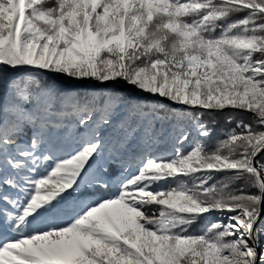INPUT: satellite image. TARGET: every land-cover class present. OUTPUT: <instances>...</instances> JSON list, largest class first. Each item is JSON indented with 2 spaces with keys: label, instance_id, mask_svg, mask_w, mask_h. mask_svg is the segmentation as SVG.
I'll use <instances>...</instances> for the list:
<instances>
[{
  "label": "snow or ice",
  "instance_id": "snow-or-ice-1",
  "mask_svg": "<svg viewBox=\"0 0 264 264\" xmlns=\"http://www.w3.org/2000/svg\"><path fill=\"white\" fill-rule=\"evenodd\" d=\"M262 215L264 0H0V264H264Z\"/></svg>",
  "mask_w": 264,
  "mask_h": 264
},
{
  "label": "trees",
  "instance_id": "trees-1",
  "mask_svg": "<svg viewBox=\"0 0 264 264\" xmlns=\"http://www.w3.org/2000/svg\"><path fill=\"white\" fill-rule=\"evenodd\" d=\"M117 87L119 88V90L125 93H127V91L129 90L127 85L121 84ZM202 119L204 121H207L209 127L213 129L212 137L205 141V143H207L209 146H212L213 142L218 138H223L222 134L234 128L238 121H243L245 123L253 122V117L250 113L232 110V109H226L222 112H214L211 114V116L206 114ZM233 187L234 188L243 187L247 192L251 194H256L258 192V189L250 188L247 184H245L243 180L235 182L233 184ZM114 190H115L114 187L109 188V192H112ZM203 224L204 221H201L200 224L197 225L196 227L199 228Z\"/></svg>",
  "mask_w": 264,
  "mask_h": 264
},
{
  "label": "rangeland",
  "instance_id": "rangeland-1",
  "mask_svg": "<svg viewBox=\"0 0 264 264\" xmlns=\"http://www.w3.org/2000/svg\"><path fill=\"white\" fill-rule=\"evenodd\" d=\"M138 95H141V94L138 93ZM165 103H167V102L165 101ZM261 222L264 223V215L261 216ZM261 240H262V242H264V236L261 237Z\"/></svg>",
  "mask_w": 264,
  "mask_h": 264
}]
</instances>
